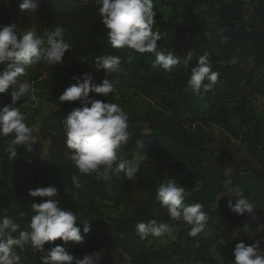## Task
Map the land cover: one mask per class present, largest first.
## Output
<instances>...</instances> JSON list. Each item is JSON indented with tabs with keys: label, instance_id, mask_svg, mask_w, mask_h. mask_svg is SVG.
<instances>
[{
	"label": "trees",
	"instance_id": "trees-1",
	"mask_svg": "<svg viewBox=\"0 0 264 264\" xmlns=\"http://www.w3.org/2000/svg\"><path fill=\"white\" fill-rule=\"evenodd\" d=\"M206 2L217 7L216 22L211 28L207 27L199 14H195V11ZM156 3H164L167 9L172 10L174 17H179L181 12L186 13L191 21L190 26L186 28L175 27L173 23L163 19L157 20V26H154V31H159L162 37L158 41V51L175 50L177 56L189 51L194 54L187 67L181 61L170 73L155 67V56L150 53L139 54L126 48L113 49L109 45L97 12L98 0H88L85 4L79 0H41L36 12L38 21L44 25L46 31L62 25L65 29L64 39L72 44V48L66 51L62 58L72 77L73 74L81 77L84 73L95 70L96 57L107 54L118 55L122 61V70H126L137 79L134 94L137 96L139 91L148 102H145L141 109L133 111L128 119V131L131 136L127 144L122 146L121 153L127 154V159L146 155H156L161 159L158 170L151 173L147 179H144L141 173H137L141 180L140 186L131 184L126 188L125 196L117 194L115 202L131 207L133 214L121 215L114 220L110 234L106 232L108 227L98 220L77 219V226L81 228V235L84 236L82 243L71 241L64 243L57 240L46 243L45 248L59 244L81 259L95 251L100 254L99 263L103 260V248H107L125 256L126 264H182L190 260L215 264L212 260H205L199 251L185 257L188 242L192 239L188 235L190 226L185 223H182L181 240L168 241L157 249V252H153L148 245L149 241L150 246L156 245L154 243L156 237L140 239L136 234V224L140 221L157 219L166 222L164 215L152 213L150 201L156 196L154 182L162 178L165 170L181 163L198 167L190 174L189 183L193 187L199 185V188L193 194L185 196V204L202 203L204 205L202 210L209 216V224L212 216L218 215L214 213L213 205L223 185H228L233 190L239 188L256 206L254 210L256 223L250 226L252 234L244 235L241 241L251 245L256 240L264 238V149L260 150V155H256V147L248 148L250 154L248 157L259 159V167L256 169L248 159L241 161L233 156V151H236L239 143L251 142L245 127L254 124L258 118L248 98V91L255 89L252 79L254 73L263 80L261 89L264 94V0H154V4ZM255 4L257 6L250 8V5ZM16 12V8L12 12L10 7L0 6V25L14 23ZM221 32L229 37L228 42L223 45L220 44ZM209 43L211 47L216 45L220 50L222 61H234L233 69H236L238 64L243 68V72L248 70L241 93H228L221 89L219 78L213 90L204 94H193L186 86L191 68L196 65L200 55L207 52L210 61L214 59L207 47ZM43 63L41 61L39 65ZM28 71L29 67L26 69V72ZM224 71L228 72L229 68H224ZM140 72H143L141 76ZM37 75L38 72L34 71L32 79L37 81L39 78ZM98 76L100 81L109 78L105 77L103 71L98 72ZM39 82L45 87H50L44 79ZM15 87L18 88V84ZM13 89L10 86L6 92ZM59 95L55 91L50 94L48 101L51 104L63 105L43 118L45 129L40 132L43 139L49 140L45 179L55 184L57 197L54 199L59 200L60 207L72 209L77 213V203L73 196L75 194L86 203L88 211L92 213L96 205L108 198L106 182L97 180L95 174H80L67 158L62 121L73 108L80 106V102L61 103ZM182 107L190 110L189 118L187 122L183 121L184 123L178 121L174 114L171 115ZM32 123L33 120H30L26 124L32 127ZM185 123L190 125L187 126ZM209 127H214L220 132L218 145L208 132ZM11 138V136L0 138V177L4 180L11 178L19 163L26 164L30 161L35 145L30 152L26 151L24 146H18L17 157L9 160L5 148ZM132 147L140 148H134L129 152L128 149ZM73 175L80 179L81 186L78 189L72 186ZM122 190L120 188V191ZM28 192L27 188L18 184L0 194V208L7 209L9 216L21 225L22 230L27 228L34 214L30 205L47 199L32 198ZM139 193H145L147 200L137 197ZM222 213L223 220L233 226L241 225L248 215H238L229 209ZM86 222L90 225L87 234L83 232V225L80 224ZM260 227H263V230H260ZM29 248L30 246H26L23 252L17 249L22 264H40L41 253L31 255ZM259 251L264 254V245H261ZM25 255H28V258L24 257ZM229 261L226 260L223 264H232V260Z\"/></svg>",
	"mask_w": 264,
	"mask_h": 264
},
{
	"label": "clouds",
	"instance_id": "clouds-1",
	"mask_svg": "<svg viewBox=\"0 0 264 264\" xmlns=\"http://www.w3.org/2000/svg\"><path fill=\"white\" fill-rule=\"evenodd\" d=\"M98 4L100 22L113 49L126 48L139 54L152 53L155 56L154 66L163 69L165 73H170L181 63L175 50H157L158 41L162 37L159 31H154L157 24L154 19L157 15L154 0H98ZM19 8L22 14L35 15L38 5L36 0H22ZM64 35L62 25H57L44 35H37L34 30L18 34L16 23L0 25V94L5 93L10 86L17 89L15 86L18 84V91L11 94V103L0 105V138L12 137L5 148L9 160L17 157L18 146H24L30 152L37 143L34 135L36 129L26 124V117L21 112L22 105L16 106L30 92L32 84L20 82L19 78L26 74L30 65L41 61L50 66L62 64L65 52L72 48ZM228 39V36L220 33L221 45L227 43ZM192 58L193 52L189 51L183 61L185 67ZM121 63L118 55L97 56L94 61L95 70L103 71L105 77L111 79L105 78L95 83L91 73H84L81 77L73 76L76 83L65 88L58 98L61 103L80 102V106L73 108L62 121L67 158L80 174H95L97 180L105 182L120 176L122 172L126 173L127 180H133L140 172L139 161L135 157L126 159L118 156L131 136L128 131V114L116 103L90 96L93 93L108 97L116 92L118 77L122 72ZM219 75L212 70L209 53L204 52L191 68L186 86L193 94L208 93L213 90ZM71 180L73 188H80L77 175H73ZM28 195L47 199L30 205L34 214L26 229L22 230L21 225L12 217L0 216V264H22L17 249L23 252L26 246H30L34 253H41L40 264H98L100 254L95 251L81 259L59 244L45 248L46 243L57 240L64 243L83 242L84 236L77 226V213L60 207L59 200L54 199L57 197L54 185L29 189ZM235 197V203L232 199L228 200V209L235 214H248L255 219L254 203L239 188L235 190ZM156 199L172 220L190 226V237L207 238L211 234L208 228L209 216L202 210L204 205L199 202L185 204V188L178 185L175 178L159 185ZM80 224L87 234L90 231L89 222ZM135 231L140 239L149 236L159 238L172 236L173 228L166 222L149 219L138 222ZM261 245H264V238L251 245L242 241L237 243L233 249L232 264H264V255L259 251Z\"/></svg>",
	"mask_w": 264,
	"mask_h": 264
},
{
	"label": "rangeland",
	"instance_id": "rangeland-1",
	"mask_svg": "<svg viewBox=\"0 0 264 264\" xmlns=\"http://www.w3.org/2000/svg\"><path fill=\"white\" fill-rule=\"evenodd\" d=\"M82 4H85L88 0H79ZM22 0H0V6L10 7V10L13 12L15 8L17 12L15 13V22L17 24V33H23L28 30H34L37 35H44L47 32L44 29V25L38 21L37 15H27L20 12L19 5ZM18 5H15L17 4ZM38 8L41 4V0H36ZM255 5H250V8H254ZM154 11L157 12L154 19L159 20L163 19L166 22H171L175 27L186 28L190 26L191 21L189 16L181 12L179 17H174V14L171 9H167L164 3H156ZM216 11L217 7L214 4L206 2L200 8L195 11V14H199L202 19L205 21L207 27L211 28L216 22ZM248 18V15H246ZM157 26V24H156ZM211 43L207 44V47L212 52L214 59L210 61L212 65V70L218 72L219 86L224 91L235 94L241 93V89L244 86L246 80V73L248 70H244L241 66L237 65L236 69H233L234 61H222L223 56L216 45L211 47ZM192 52V51H191ZM150 55H154L150 53ZM194 55V54H193ZM187 56V53H183L180 57L181 61H184V58ZM193 60V58H192ZM224 68H229L228 72L224 71ZM68 67L66 64L62 63L60 65H47L45 62L41 65L39 63L29 66V71L26 74L19 78L20 82L27 81L32 84V89L29 93H26L21 101L17 102V107L22 105L21 112L25 115V122L28 123L30 120H33L32 127L36 129L35 136L37 138V143L34 145L33 152L30 156L31 163H19L17 170L8 180H4L0 177V194L5 193L8 189L17 186L20 184L25 188L35 189L37 187H45L55 184L51 180L45 179V173L47 171V149L49 146V140L43 139L40 132L45 129L43 118L57 109H60L63 104H51L48 101L50 94H53V91L61 94L65 88L76 83L72 79V76L68 73ZM34 71L38 72V80L35 81L32 79ZM91 73L94 77L95 83H100L98 79V72L92 70ZM143 72H140L141 76ZM77 76V74H73ZM115 75V74H114ZM80 77V76H77ZM129 74L126 70H122L119 74V83L116 86V92L109 94L108 97H104L99 94H90V96H95L96 99L102 100L104 102L116 103L122 107V109L128 114V119L131 117L133 111H137L144 107V103L148 102V99L143 96L139 91L136 96L135 89L137 86V79ZM257 73L252 75L254 90L248 91V98L251 102L252 108L257 112L258 118L254 124L245 127V132L248 134L251 142H241L239 143L236 151H233V156L241 161L248 159L255 169L259 167V159L255 157L249 158V147L257 148L256 155H260V150L264 149V94L262 92L263 80L260 79ZM42 79L46 80L49 83L50 87H45L41 85L39 81ZM111 79V77H109ZM13 91H18L13 89L11 92H5L0 94V103L1 105H7L11 103V94ZM230 106V105H229ZM190 110L186 107L179 108L174 114V117L181 121L182 123L187 122L189 118ZM184 121V122H183ZM32 122V121H31ZM187 126L190 123H185ZM194 126V124H191ZM144 127V126H143ZM208 132L213 136L216 144H219L221 135L220 132L214 128H207ZM262 144V145H259ZM134 148L132 147L129 150L131 152ZM118 156H122L127 159V154L118 153ZM133 158V157H131ZM130 159V158H129ZM135 159L139 161L140 172L144 179H147L151 173H155L158 170L160 163V158L156 155H146V156H135ZM198 167L196 165H189L186 163H181L178 166L167 169L162 173V178L154 182V189L159 187L163 182H166L168 179L175 178V181L178 185L185 188V196L193 194L198 190L199 185L191 186L190 185V174L194 172ZM123 174V175H122ZM126 173L122 172L120 176H114L110 181L106 182V191L108 198L95 206L94 212L90 213L86 203L79 199L73 194L75 202L77 203V217L78 221H86L89 219L98 220L102 224L106 225L108 229L106 230L107 234H110L112 226H114V220H117L121 215L131 216L133 214V209L131 207H126L122 203H116L115 198L117 194H123L125 196L126 188L130 187L131 184L135 186H140L141 180L138 177V174L135 175L133 180H127L125 177ZM230 182V180H228ZM120 188L123 190L120 191ZM142 200H147L145 193H139L136 195ZM235 190H233L228 185H223L221 192L216 198L211 222L208 224L211 234L204 238L192 237L188 242L187 251L185 257L192 256L196 251H199L200 254L204 256V259L207 261H214L215 264H223L224 261L234 260L233 249L237 243L242 240L244 235L252 234L250 226L256 223L255 219L250 218L247 215L246 220L241 223L239 226L229 225L223 220V213L225 210H228L227 202L229 199L234 201L235 199ZM153 214H162L166 217V223H168L173 228L172 236H163L154 239V243L157 245L150 246V241L148 243L149 247L157 252L161 246L165 245L168 241H180L181 231L183 230L182 223L172 220L163 207H161L159 201L156 199V196L150 201ZM161 212V213H160ZM0 216H9V212L5 208H0ZM260 230H263V227H260ZM197 241L199 246H197ZM153 242V241H151ZM158 249V250H157ZM103 260L98 262V264H126L127 258L118 252H112L110 249L103 248ZM29 254L33 255L34 250L30 247ZM264 255L263 253H260ZM24 257L28 258V255ZM182 264H207L199 261H187Z\"/></svg>",
	"mask_w": 264,
	"mask_h": 264
}]
</instances>
